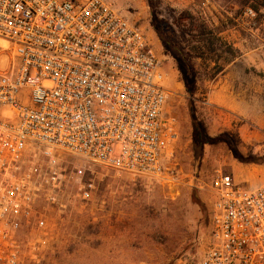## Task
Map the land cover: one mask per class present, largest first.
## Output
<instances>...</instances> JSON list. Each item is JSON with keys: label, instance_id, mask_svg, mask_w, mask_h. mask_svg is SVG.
I'll list each match as a JSON object with an SVG mask.
<instances>
[{"label": "built area", "instance_id": "1", "mask_svg": "<svg viewBox=\"0 0 264 264\" xmlns=\"http://www.w3.org/2000/svg\"><path fill=\"white\" fill-rule=\"evenodd\" d=\"M168 97L152 43L110 2L0 0V264L44 258L47 217L67 206L64 156L160 178L181 127ZM205 189L198 264H264V187L217 171Z\"/></svg>", "mask_w": 264, "mask_h": 264}, {"label": "rangeland", "instance_id": "2", "mask_svg": "<svg viewBox=\"0 0 264 264\" xmlns=\"http://www.w3.org/2000/svg\"><path fill=\"white\" fill-rule=\"evenodd\" d=\"M106 1L138 26L158 53L169 91L168 109L179 118L180 136L160 178L64 156L62 164L71 176L67 206L48 215L49 245L44 258L33 264H198L208 233L205 185L220 171L246 188L264 187V8L255 11L248 0ZM183 11L203 18L240 53L236 58L223 55L217 65L189 62L198 74L192 101L206 135H227L239 157L260 164L239 162L224 142L205 144L200 155L195 153L189 95L177 68L183 53L173 27ZM165 34L174 38L167 40ZM162 39L172 47L165 50ZM219 67L222 71L215 73ZM224 80L238 102L243 100L236 111L209 103ZM79 184L89 190L87 200L75 196Z\"/></svg>", "mask_w": 264, "mask_h": 264}, {"label": "trees", "instance_id": "3", "mask_svg": "<svg viewBox=\"0 0 264 264\" xmlns=\"http://www.w3.org/2000/svg\"><path fill=\"white\" fill-rule=\"evenodd\" d=\"M250 7L255 11L264 8V0H248ZM173 27L178 33V39L181 43L179 48L183 53V63L178 64L177 68L181 73L182 81L185 90L189 95V116L192 128V145L197 155L201 154V150L205 144H213L217 142H224L231 150L236 159L241 163H255L260 164L259 160H243L234 146L233 141L227 135H221L216 138H210L205 133V123L203 119H199V113L196 110V104L192 101L198 88L195 80L198 78L197 72L189 64L191 60H200L203 64L215 63L217 65L219 59L223 55L231 58H236L240 55L239 51L234 49L233 46L225 42L220 36L219 32L210 27L203 18L196 16L188 11H183L173 21ZM167 40L174 37L165 34ZM162 38V37H161ZM162 45L165 50L169 49L172 45L168 44L165 39H162ZM216 67V66H215ZM222 68H217V72H221ZM213 76H210L212 78Z\"/></svg>", "mask_w": 264, "mask_h": 264}, {"label": "crops", "instance_id": "4", "mask_svg": "<svg viewBox=\"0 0 264 264\" xmlns=\"http://www.w3.org/2000/svg\"><path fill=\"white\" fill-rule=\"evenodd\" d=\"M237 98L238 96L236 95V93L230 90L229 85L227 84V80H224L217 90L212 91L209 103L214 106L217 105L219 107H224L226 109L236 111L238 110L240 105H243L242 98L239 99V102Z\"/></svg>", "mask_w": 264, "mask_h": 264}]
</instances>
